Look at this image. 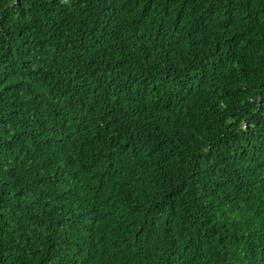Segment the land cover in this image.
<instances>
[{
    "label": "trees",
    "instance_id": "trees-1",
    "mask_svg": "<svg viewBox=\"0 0 264 264\" xmlns=\"http://www.w3.org/2000/svg\"><path fill=\"white\" fill-rule=\"evenodd\" d=\"M0 264H264V0H0Z\"/></svg>",
    "mask_w": 264,
    "mask_h": 264
}]
</instances>
